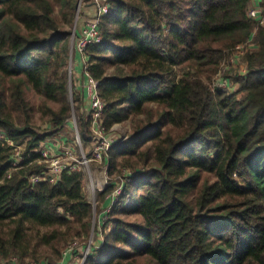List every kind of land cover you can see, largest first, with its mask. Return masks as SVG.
<instances>
[{
    "label": "trees",
    "instance_id": "trees-1",
    "mask_svg": "<svg viewBox=\"0 0 264 264\" xmlns=\"http://www.w3.org/2000/svg\"><path fill=\"white\" fill-rule=\"evenodd\" d=\"M259 2L255 18L253 0H110L88 67L107 129L127 122L130 129L109 152L102 206L122 181L124 190L85 264H264ZM78 3L0 0V129L14 142L0 140V260L55 264L68 243L90 238L83 171L31 181L45 166L42 142L72 114ZM248 42L240 71L230 60ZM220 76L228 87L215 86ZM79 125L91 153V120L80 114ZM18 145L24 161L12 168Z\"/></svg>",
    "mask_w": 264,
    "mask_h": 264
},
{
    "label": "built area",
    "instance_id": "built-area-1",
    "mask_svg": "<svg viewBox=\"0 0 264 264\" xmlns=\"http://www.w3.org/2000/svg\"><path fill=\"white\" fill-rule=\"evenodd\" d=\"M96 2V11L95 15L92 16V19L87 21L86 25L81 29L78 38L75 42V51L78 55L82 56V77L85 82V95L89 99L91 104L90 106V117L92 119V126L96 130L94 137L92 136V150L90 156H88L83 147L79 132L77 131L76 139L72 142L67 143L65 151L60 154L55 151L54 146H48L45 143L41 145L40 154L42 158L40 160L45 166L44 168L31 175V181L38 183L41 181H51L57 182L64 171H83L82 167L89 164L93 161H104L106 159L107 165L104 167L108 170L109 162L108 156L111 150L113 143L119 139L118 135H111L113 130H108L103 122L104 111L106 108L105 101L101 98L99 94V82L91 74L88 67V55L87 51L91 45H94L100 42L103 38L101 31V21L102 18L107 15L110 11V0H93ZM83 3V0L80 1ZM261 8L260 4L256 2L252 4L250 8V15L259 18L261 17ZM264 22V19L262 20ZM250 42L245 44H240L237 46V55L232 57V61L236 63L237 59L245 52L247 48H251ZM81 67V66H79ZM69 76H72L73 69L72 66L69 68ZM68 70V71H69ZM229 80L224 76H220L215 82V86L228 87ZM113 129V128H112ZM0 140L8 141L10 144H13V140L0 129ZM79 148L82 149L83 155L82 158H78ZM23 150L24 147L18 145L14 148V153L9 159L12 164V168L19 167L23 161ZM76 153V154H75ZM11 174H9L10 176ZM108 184L106 183L105 186ZM124 190V182L116 186L114 191L108 196L110 202L104 208V214L106 218L104 224H106L108 219V213L111 211L112 206L118 201L121 193ZM100 224V222H99ZM103 224V225H104ZM102 236V235H101ZM91 243L81 244L79 241L73 240L70 244L64 249L61 260L57 261L56 264H85L88 257L92 253L93 246H97L101 243H95L90 239ZM87 244V245H86ZM0 264H49L48 262H23L18 256L12 255L8 259H2Z\"/></svg>",
    "mask_w": 264,
    "mask_h": 264
},
{
    "label": "rangeland",
    "instance_id": "rangeland-1",
    "mask_svg": "<svg viewBox=\"0 0 264 264\" xmlns=\"http://www.w3.org/2000/svg\"><path fill=\"white\" fill-rule=\"evenodd\" d=\"M78 3V11L75 17L74 27L73 31L70 37V58L68 63V70L70 66H72L73 74L70 76V88H69V96L72 103V114L67 119V127L65 129H62L55 135H50L46 138L45 141L42 142V145L45 143L48 146H54L55 151L62 154L66 147L68 146L67 143L73 142L76 139L77 131L79 132L81 141L83 143L84 151L85 153L90 156L91 153H89V145L86 144L82 137L80 132V125H79V115L83 114L84 117L90 118V102L89 99L85 95L84 87L85 82L82 77V56L78 55L75 51V42L76 39L79 36V33L81 29L86 25L87 21L92 19V16L95 15L96 11V2L93 0H83V3ZM238 64L233 62L232 59L230 60L231 64H234L235 66L240 69V71H243L240 67L242 66L241 58L237 60ZM81 66V67H79ZM70 73V70L68 71ZM234 84V83H233ZM234 91L238 89V85L233 86ZM50 126L45 123L43 125V129L40 130L43 132L46 128H49ZM113 128V129H112ZM111 130L113 132L111 135H118L119 137L122 135H125L126 132L130 129V123H117L115 124ZM91 132L92 136L96 134V130L94 129V125L92 126L91 122ZM76 154V153H75ZM83 151L79 148L78 155H76L78 158H82ZM107 165L106 159L104 161H96L93 160L89 166L85 165L82 167L83 172L85 173V191L88 199L92 201L93 204V210H94V217H93V226L90 234L89 241L86 243H91L90 239H92L93 242L98 243L100 242L101 238V230L104 224V220L106 218V215L104 214V206L101 204V200L99 197V190L104 189L106 186L105 184H108L109 177H108V170L104 167ZM100 222V224H99ZM103 235V234H102ZM75 240V239H74ZM81 238L77 237L76 241H79L81 243ZM72 242V241H71ZM70 244V243H69ZM67 244L65 248L69 245ZM82 244V243H81ZM87 245V244H86ZM2 260V259H1ZM0 260V261H1ZM33 260L26 259L25 262H31ZM56 264V262H55Z\"/></svg>",
    "mask_w": 264,
    "mask_h": 264
},
{
    "label": "crops",
    "instance_id": "crops-1",
    "mask_svg": "<svg viewBox=\"0 0 264 264\" xmlns=\"http://www.w3.org/2000/svg\"><path fill=\"white\" fill-rule=\"evenodd\" d=\"M259 1H260V0H253V4L256 5V2H257V3H260ZM240 68H241L243 71H245L246 66H245L244 64H242V66H241Z\"/></svg>",
    "mask_w": 264,
    "mask_h": 264
}]
</instances>
